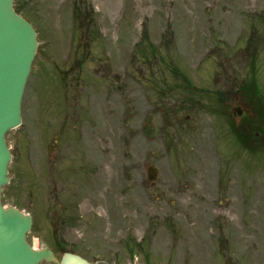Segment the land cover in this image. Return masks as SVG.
Masks as SVG:
<instances>
[{
  "label": "rangeland",
  "instance_id": "374dc122",
  "mask_svg": "<svg viewBox=\"0 0 264 264\" xmlns=\"http://www.w3.org/2000/svg\"><path fill=\"white\" fill-rule=\"evenodd\" d=\"M75 1L15 0L39 45L3 203L37 218L29 240L99 264H264V149L217 112H249L250 81L264 94V0Z\"/></svg>",
  "mask_w": 264,
  "mask_h": 264
},
{
  "label": "water",
  "instance_id": "95a60500",
  "mask_svg": "<svg viewBox=\"0 0 264 264\" xmlns=\"http://www.w3.org/2000/svg\"><path fill=\"white\" fill-rule=\"evenodd\" d=\"M13 2L0 0V264H38L44 258L57 264H97L71 252L58 260L48 248L34 249L26 239L31 217L15 207L4 208L1 202L12 157L5 135L22 122V97L38 47L36 30L16 12ZM148 170L149 178L157 179L158 170L152 166Z\"/></svg>",
  "mask_w": 264,
  "mask_h": 264
},
{
  "label": "flooded vegetation",
  "instance_id": "af4514ba",
  "mask_svg": "<svg viewBox=\"0 0 264 264\" xmlns=\"http://www.w3.org/2000/svg\"><path fill=\"white\" fill-rule=\"evenodd\" d=\"M238 112L233 114L229 113L227 118H224L226 120V123L230 125V123L234 126L235 133L232 135L235 137L237 146H239L240 143V136H244V138L250 133L253 132L257 138L264 139V118L263 115H259L258 113H246L245 111L241 112L240 107H236ZM232 118V119H230ZM224 120V121H225ZM60 140V137L57 136V141ZM58 146L56 145V148ZM62 149V148H61ZM236 155V153H235ZM50 211V210H48ZM61 243H58V246H60ZM57 247V246H56ZM55 248V247H54ZM53 248V249H54ZM56 249V248H55ZM54 249V250H55ZM56 251V250H55ZM41 264H54L47 261H43Z\"/></svg>",
  "mask_w": 264,
  "mask_h": 264
},
{
  "label": "trees",
  "instance_id": "16d2710c",
  "mask_svg": "<svg viewBox=\"0 0 264 264\" xmlns=\"http://www.w3.org/2000/svg\"><path fill=\"white\" fill-rule=\"evenodd\" d=\"M254 87H255V86H254ZM255 92H256V93L254 94L255 97H257V98L260 99L262 96L259 94V91H257V90L255 89Z\"/></svg>",
  "mask_w": 264,
  "mask_h": 264
}]
</instances>
